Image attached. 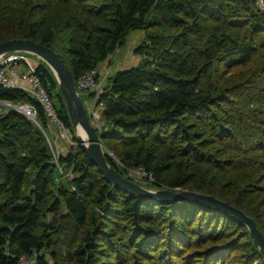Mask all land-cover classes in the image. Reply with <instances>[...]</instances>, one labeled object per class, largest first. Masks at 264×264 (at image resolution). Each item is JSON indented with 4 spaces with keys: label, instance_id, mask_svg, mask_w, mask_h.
I'll return each mask as SVG.
<instances>
[{
    "label": "trees",
    "instance_id": "trees-1",
    "mask_svg": "<svg viewBox=\"0 0 264 264\" xmlns=\"http://www.w3.org/2000/svg\"><path fill=\"white\" fill-rule=\"evenodd\" d=\"M260 1L0 0V42L50 46L77 78L132 29H145L139 63L109 76L101 95L108 161L130 178V169H142L151 178L132 179L147 187L227 200L264 234ZM39 61L52 95L57 78ZM58 100L73 142L56 162L42 104L0 86V101L34 104L39 122L14 108L0 112V264L34 251L38 264H264L249 227L232 215L154 201L108 181L79 143L60 90Z\"/></svg>",
    "mask_w": 264,
    "mask_h": 264
},
{
    "label": "water",
    "instance_id": "water-1",
    "mask_svg": "<svg viewBox=\"0 0 264 264\" xmlns=\"http://www.w3.org/2000/svg\"><path fill=\"white\" fill-rule=\"evenodd\" d=\"M11 51H26L35 54L40 59L44 60L53 70L60 91L66 102L71 122L77 132L79 143L82 144L88 156L97 164L99 170L108 181L131 194H136L154 201H193L206 204L212 208L228 213L241 220L249 227L254 241L264 253V234L258 227L254 217L242 208L214 194L197 190L169 188L164 186L154 188L147 187L120 172L112 165L106 157L105 146L102 142L101 134H99L96 127L90 122L87 109L77 90L75 76L55 49L31 38L14 37L0 42V55ZM7 103L12 104V106H17L10 102ZM15 109L20 110L18 108ZM28 117L37 122L31 115ZM78 126L85 131L86 136H82L79 133Z\"/></svg>",
    "mask_w": 264,
    "mask_h": 264
},
{
    "label": "built area",
    "instance_id": "built-area-1",
    "mask_svg": "<svg viewBox=\"0 0 264 264\" xmlns=\"http://www.w3.org/2000/svg\"><path fill=\"white\" fill-rule=\"evenodd\" d=\"M25 52L11 51L0 55V86L19 87L35 96L42 104L51 125L60 131V137L68 138V141L73 142L70 139L71 135L69 136L70 131L65 125L64 120L60 117L50 92L37 73V66L40 63L39 59L31 58L28 54L29 52ZM103 62L99 66L91 67L75 78L77 90L87 109L90 122L96 127L99 134L107 130L106 120L103 116L104 101L101 99L107 83H104L102 78H100ZM1 103L12 105L5 101H0V109ZM22 106H28L31 116L39 123L36 118L37 110L35 105L26 102ZM54 134L55 137H58L56 132ZM47 138L52 148L55 161L58 162L62 152L58 151L56 140H53L52 134H47ZM59 167L61 169V166ZM66 175L70 176V173ZM37 254L38 252L34 251L33 254L21 255L17 264H38Z\"/></svg>",
    "mask_w": 264,
    "mask_h": 264
},
{
    "label": "rangeland",
    "instance_id": "rangeland-1",
    "mask_svg": "<svg viewBox=\"0 0 264 264\" xmlns=\"http://www.w3.org/2000/svg\"><path fill=\"white\" fill-rule=\"evenodd\" d=\"M260 3H261V5H263L262 0L260 1ZM144 37H145V29H142V28L132 29L130 31V33L128 34V36L126 37L124 43L122 45H120L103 62L102 72L104 74L102 76V79L104 80V83L107 82V80L109 79V76L113 75L118 70L125 69V68L131 67L132 65H136L139 63L140 59L142 58V54L140 52L136 51L135 49L141 44ZM25 53H28V52H25ZM28 54L31 56V58L40 59L35 54H32V53H28ZM59 90H60L59 85H58V87H53L51 89V93H52L51 97H52L54 104H56L55 106L60 105L59 100H58ZM23 104H25V103H19V104H16L17 106H12V105H7L6 103H1L0 112H7L10 108H14V109L18 108V109H20L18 111L24 113L26 116L31 115V114L28 115V112L24 111L21 108V106ZM54 132H56L58 134V137L54 136L55 135ZM51 134H52L53 140H56L58 151L59 152H66L68 145H70L69 143H72V142L68 141V138L60 137V131L58 130V128H56L54 126L51 130ZM70 135H71V133L69 134V136ZM104 138H106V140H107V136ZM127 174L129 176H131L132 178L143 181V182L148 181L151 178V176L146 174L142 169H138V170L130 169Z\"/></svg>",
    "mask_w": 264,
    "mask_h": 264
},
{
    "label": "bare ground",
    "instance_id": "bare-ground-1",
    "mask_svg": "<svg viewBox=\"0 0 264 264\" xmlns=\"http://www.w3.org/2000/svg\"><path fill=\"white\" fill-rule=\"evenodd\" d=\"M24 111L28 112L29 114H31V112L29 111V107L28 106H22L21 107ZM78 131L79 133L82 135V136H86L85 135V131L80 127L78 126Z\"/></svg>",
    "mask_w": 264,
    "mask_h": 264
},
{
    "label": "crops",
    "instance_id": "crops-1",
    "mask_svg": "<svg viewBox=\"0 0 264 264\" xmlns=\"http://www.w3.org/2000/svg\"><path fill=\"white\" fill-rule=\"evenodd\" d=\"M111 61V60H110ZM103 68V67H102ZM109 69V68H108ZM102 70V69H101ZM106 70V69H105ZM103 72L101 71V76H100V78H102V76H103ZM103 80V79H102ZM104 81V80H103Z\"/></svg>",
    "mask_w": 264,
    "mask_h": 264
}]
</instances>
